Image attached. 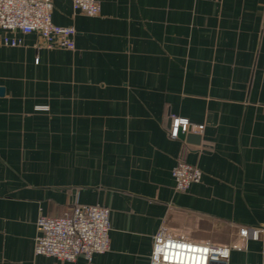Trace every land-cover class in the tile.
Listing matches in <instances>:
<instances>
[{"label":"crops","instance_id":"obj_1","mask_svg":"<svg viewBox=\"0 0 264 264\" xmlns=\"http://www.w3.org/2000/svg\"><path fill=\"white\" fill-rule=\"evenodd\" d=\"M98 1L53 0L74 48L0 29V264H151L162 227L222 242L241 225L247 249L213 264H264V0ZM171 115L199 138L171 137ZM180 160L203 172L186 190ZM77 203L110 208V249L36 254L39 216Z\"/></svg>","mask_w":264,"mask_h":264},{"label":"built area","instance_id":"obj_2","mask_svg":"<svg viewBox=\"0 0 264 264\" xmlns=\"http://www.w3.org/2000/svg\"><path fill=\"white\" fill-rule=\"evenodd\" d=\"M74 10L88 15H98V0H72ZM53 0H0V29L38 32L49 48H74L76 30L53 21ZM12 45L17 40L6 38ZM203 125L192 123L186 117L171 115L170 136L201 132ZM202 170L184 160L173 168L178 190H186L192 183L201 181ZM110 208L100 204H74L62 215H40L35 253L50 255L62 263L76 261L84 256L91 261L97 253L111 247L112 228ZM251 229L241 225L236 239L218 241L216 238L199 239L190 234L177 235L162 227L154 237L151 264H213L227 262L234 248L247 249ZM243 241V242H242Z\"/></svg>","mask_w":264,"mask_h":264},{"label":"water","instance_id":"obj_3","mask_svg":"<svg viewBox=\"0 0 264 264\" xmlns=\"http://www.w3.org/2000/svg\"><path fill=\"white\" fill-rule=\"evenodd\" d=\"M180 135H182L183 137H187L188 139H190L191 137L199 138L198 134L190 133V132H187V133H181Z\"/></svg>","mask_w":264,"mask_h":264}]
</instances>
